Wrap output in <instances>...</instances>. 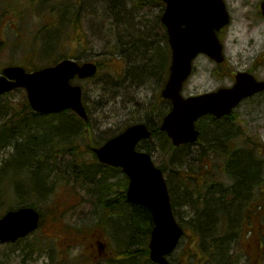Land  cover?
Returning a JSON list of instances; mask_svg holds the SVG:
<instances>
[{
	"label": "rangeland",
	"instance_id": "1",
	"mask_svg": "<svg viewBox=\"0 0 264 264\" xmlns=\"http://www.w3.org/2000/svg\"><path fill=\"white\" fill-rule=\"evenodd\" d=\"M22 1L29 3L31 11L29 15L19 18L21 24H16L8 12L6 17H3L4 14L1 17L0 68L12 63L23 66L27 64V69L34 68V65L43 67L66 55H76L75 57H78L77 59L81 62L101 63L102 66L96 76L86 80L77 78L73 80L74 83H80L83 88L84 103L89 108L94 142H103L133 123L146 122L160 126L161 122L156 110L159 107H166V100L161 97L164 79L159 74L151 75L149 69L139 73L140 63L145 62L132 54L130 46L136 37L141 38L139 34L141 32L147 34L151 45L159 43L163 50L166 49L163 41L164 30L160 21L163 6L148 4L144 5L140 11H136L131 0H120L125 7L123 16H117L109 8L111 0H81L80 3L78 0ZM261 1L225 0L232 19L219 34L224 43L226 59L222 64H217L207 55H199L194 62V72L184 88V95H197L231 86L234 77L230 73L234 76L238 71L251 70L258 79L264 80V17L261 14ZM5 5L6 9L10 7L9 4L5 3ZM2 12L3 7L0 6V16ZM75 17H79L77 28L73 23ZM21 29L28 35L18 32V39L15 42L14 30ZM48 40L52 43L51 48ZM148 50L150 55L151 50ZM25 100L26 93L21 89L1 98L2 117L20 118V112L25 107ZM7 108L9 113L5 115ZM152 108L155 110L151 113ZM236 113L238 124L244 131L240 137L241 142L248 140V135L264 141V92L242 102L236 108ZM163 140L162 136H157L142 143L151 150L159 166L166 155L165 150L169 149V147L162 148ZM170 142L171 140L168 145ZM85 147L80 145L79 150L84 153ZM190 149L196 154L199 145H193ZM13 151L14 144L5 148L1 147L0 160L5 161L10 158ZM213 170L218 171L217 164L214 165ZM222 177L227 178L222 174L218 176L220 179ZM10 178L12 180L13 176ZM119 179H122V175L115 177V180ZM12 184L9 183V190L3 182L0 183L1 201L7 203V195L10 192L12 200L15 201ZM87 186L92 187L90 183ZM174 187L177 192H182V185L176 183ZM51 190L53 193L49 197V202L44 205L46 216L41 228L17 246L1 244L0 264H75V256H83L80 259L84 261L85 256H90L84 250L82 243L86 239L82 240L83 236H79L78 239L75 234H69L65 239L67 235L62 225L93 226L100 217L96 204L94 205L95 202L85 201V198L90 196L76 186L75 188L70 185L53 186ZM51 190L49 188V191ZM179 192L176 212L179 222L186 229V235L171 255L173 262L177 263L179 259L181 264L195 262H199L198 264H262L260 261L263 260L264 264V201L262 208L254 212L250 226L247 227L248 220L245 216H241L233 227L227 226L226 232L218 229L220 238L224 240L228 236L225 244L228 243L226 246L230 248L226 249L224 258L217 256L213 261L210 256L202 255L196 245V240L201 238H196L193 234L196 228L195 221L192 219L196 215L195 207L181 198ZM53 215L57 219L61 217L53 221ZM244 221H246L247 233L241 234L240 229ZM37 238L49 241L46 243L47 252L33 251ZM102 239L105 247L107 242L104 251L96 253L94 257L90 256L91 263L81 262L80 264H110L109 259L115 256L117 249L116 242L108 235ZM258 244H260V251L257 248ZM29 248L30 253L27 254ZM196 250L201 254L195 257L193 253H196ZM256 254H262L261 258L257 257L258 261L255 259ZM53 255L55 256L52 258Z\"/></svg>",
	"mask_w": 264,
	"mask_h": 264
},
{
	"label": "trees",
	"instance_id": "2",
	"mask_svg": "<svg viewBox=\"0 0 264 264\" xmlns=\"http://www.w3.org/2000/svg\"><path fill=\"white\" fill-rule=\"evenodd\" d=\"M80 1L78 0L79 3ZM131 2L136 11H140L144 5L163 4L160 0ZM109 4L113 13L122 15L125 7L123 2L111 0ZM78 22L79 17H75V28L78 27ZM163 30L165 51L159 43L151 45L147 34L141 32V38L136 37L130 48L135 57L145 62L140 63L139 73L149 69L151 75L159 74L165 82L169 74L171 51L164 27ZM47 42L51 48L52 43L49 40ZM148 49L151 50L150 55ZM75 56L66 55L63 58H78ZM99 66L101 68L102 64L99 63ZM230 74L233 77L232 73ZM25 101L29 111V117L26 119L3 118L0 111V148L14 144L12 156L5 161L0 160V183L3 182L8 189L9 183H13L16 196L13 201L10 192L5 203L1 201L0 194V216L9 209L32 206L40 210L42 226L46 216L44 205L49 202L53 186H76L90 196L85 198V201L95 202L100 217L93 226L64 225L66 232L77 235L78 239L83 236L82 240H86L82 243L86 248L95 237L102 239L108 235L116 242L117 247L115 256L109 259L110 264H157L151 260L149 250L150 235L154 226L152 214L146 207L128 201L126 191L129 179L122 169L98 161L93 148L103 142H94L90 118L84 120L70 109L56 114L37 113L31 109L27 97ZM165 103L166 107L156 110L159 122L171 108L170 102ZM86 108L89 111L87 106ZM8 109L4 112L5 115L9 113ZM154 110L152 108L150 112ZM23 111L24 109L20 114ZM149 124L153 130V138L162 136V148L169 147L165 150L166 155L160 167L167 178L176 217L179 191L177 192L174 185L177 183L183 186L182 192H179L180 197L195 207L196 215L192 219L196 228L193 234L196 238H201L196 240V245L202 255L210 256L213 261L217 256L224 258L226 249L230 248L226 246L228 243L225 244L228 236L224 240L220 238L218 229L226 232L227 226L233 227L241 216H245L247 225H250L254 212L263 206L264 141L248 135V140L241 142L240 137L244 131L238 124L236 112L221 119L206 115L197 122L201 135L193 144L199 145L196 154L191 151L190 147L193 145L190 144L174 146L170 142L168 145L170 139L165 132L160 131L159 125ZM80 145L86 146V152L79 150ZM144 145L141 144L139 148L147 149L152 154ZM215 164L218 165V171L213 170ZM221 174L227 178H218ZM117 175H122V179L115 180ZM12 176L13 182L10 178ZM89 183L92 187L87 186ZM52 218L53 221L57 219L54 215ZM243 223L241 234L247 233L246 221ZM105 232L106 234L101 236ZM48 242L37 238L33 251L47 252ZM200 251L196 250L193 255L196 257L201 254ZM29 253L30 248L27 254ZM81 257L83 256L78 257L77 264L92 262L90 256H85V261L80 259ZM177 264H181L179 259Z\"/></svg>",
	"mask_w": 264,
	"mask_h": 264
},
{
	"label": "water",
	"instance_id": "3",
	"mask_svg": "<svg viewBox=\"0 0 264 264\" xmlns=\"http://www.w3.org/2000/svg\"><path fill=\"white\" fill-rule=\"evenodd\" d=\"M165 10L161 21L166 26L172 51L168 80L162 96L172 102L161 130L167 132L175 146L194 143L200 136L196 127L199 118L212 114L218 118L231 114L242 100L264 91V80L248 71H239L230 87L185 97L183 88L193 71L194 59L207 54L218 63L225 60L224 45L218 31L231 21L225 0H162ZM264 16V0L261 3ZM98 65L65 58L54 65L34 71L23 66H8L0 75V96L15 88L27 90L32 109L50 114L72 109L83 119L89 118L83 103V88L73 84L78 76L96 75ZM152 136L146 123H136L120 134L95 147L99 161L121 167L129 177L127 199L151 211L154 227L150 237V257L158 264H173L168 256L178 247L185 230L177 221L163 170L149 152L138 144ZM40 212L21 207L0 216V242H15L39 227Z\"/></svg>",
	"mask_w": 264,
	"mask_h": 264
},
{
	"label": "flooded vegetation",
	"instance_id": "4",
	"mask_svg": "<svg viewBox=\"0 0 264 264\" xmlns=\"http://www.w3.org/2000/svg\"><path fill=\"white\" fill-rule=\"evenodd\" d=\"M6 4H9L10 7L8 9H6ZM15 4H16V0H0V6L3 7V12L0 16V21H1V17L3 15V17L6 15V12H8V14L11 15V18L14 20L19 19V16L15 15ZM6 17V16H5ZM218 73V71H217ZM29 112H23L22 116H26ZM68 233H66L67 235ZM67 237H65L66 239ZM102 245V246H101ZM104 247H105V242L102 241L101 238H94L93 241H91L90 245L87 248H84V250L88 253V255L94 257V255L97 253H100L101 251H104ZM106 247H107V242H106ZM105 247V248H106ZM263 264V262H262Z\"/></svg>",
	"mask_w": 264,
	"mask_h": 264
}]
</instances>
